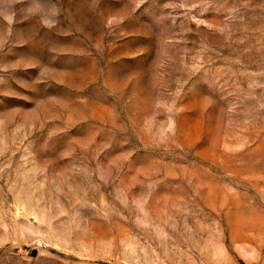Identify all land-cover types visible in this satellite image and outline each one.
<instances>
[{
  "label": "rangeland",
  "instance_id": "rangeland-1",
  "mask_svg": "<svg viewBox=\"0 0 264 264\" xmlns=\"http://www.w3.org/2000/svg\"><path fill=\"white\" fill-rule=\"evenodd\" d=\"M0 264H264V0H0Z\"/></svg>",
  "mask_w": 264,
  "mask_h": 264
},
{
  "label": "clouds",
  "instance_id": "clouds-1",
  "mask_svg": "<svg viewBox=\"0 0 264 264\" xmlns=\"http://www.w3.org/2000/svg\"><path fill=\"white\" fill-rule=\"evenodd\" d=\"M45 26H46V27H52L53 25H52L51 23H49V22L46 21V22H45Z\"/></svg>",
  "mask_w": 264,
  "mask_h": 264
}]
</instances>
